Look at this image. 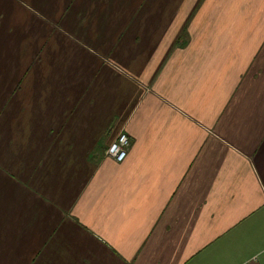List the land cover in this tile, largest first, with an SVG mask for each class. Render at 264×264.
<instances>
[{
  "label": "crops",
  "instance_id": "obj_1",
  "mask_svg": "<svg viewBox=\"0 0 264 264\" xmlns=\"http://www.w3.org/2000/svg\"><path fill=\"white\" fill-rule=\"evenodd\" d=\"M0 264H264V0H0Z\"/></svg>",
  "mask_w": 264,
  "mask_h": 264
},
{
  "label": "built area",
  "instance_id": "obj_2",
  "mask_svg": "<svg viewBox=\"0 0 264 264\" xmlns=\"http://www.w3.org/2000/svg\"><path fill=\"white\" fill-rule=\"evenodd\" d=\"M129 147V139L120 134L116 139L109 145L106 150V155L116 162H122L127 154Z\"/></svg>",
  "mask_w": 264,
  "mask_h": 264
},
{
  "label": "rangeland",
  "instance_id": "obj_3",
  "mask_svg": "<svg viewBox=\"0 0 264 264\" xmlns=\"http://www.w3.org/2000/svg\"><path fill=\"white\" fill-rule=\"evenodd\" d=\"M116 137H117V136H116ZM115 139H116V138H115ZM115 139H114V140H115ZM114 140H113V141H114ZM113 141H112V142H113ZM112 142H111V143H112ZM111 143H109V145H110ZM109 145H108V146L106 147V149L104 150V155H105V157H107V158H110V157H108V156L106 155V150H107V148L109 147ZM129 147H130V141H129ZM129 147H128V150H129ZM128 150H127V152H128ZM126 156H127V154H126ZM125 158H126V157H125ZM110 159H112V158H110ZM112 160H113L114 162H116L114 159H112ZM116 163H121V162H116Z\"/></svg>",
  "mask_w": 264,
  "mask_h": 264
},
{
  "label": "bare ground",
  "instance_id": "obj_4",
  "mask_svg": "<svg viewBox=\"0 0 264 264\" xmlns=\"http://www.w3.org/2000/svg\"><path fill=\"white\" fill-rule=\"evenodd\" d=\"M120 134L124 135V136L127 138V140L129 139L124 133H119V134L117 135V137H118ZM129 141H130V140H129Z\"/></svg>",
  "mask_w": 264,
  "mask_h": 264
}]
</instances>
